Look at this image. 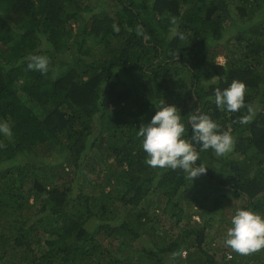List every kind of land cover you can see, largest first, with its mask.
Returning <instances> with one entry per match:
<instances>
[{
  "label": "trees",
  "instance_id": "obj_1",
  "mask_svg": "<svg viewBox=\"0 0 264 264\" xmlns=\"http://www.w3.org/2000/svg\"><path fill=\"white\" fill-rule=\"evenodd\" d=\"M32 54L46 74L28 70ZM233 80L245 106L229 112L214 90ZM162 99L187 138L195 109L233 137L223 155L199 152L195 182L145 162L139 127ZM3 121L0 264H252L224 236L211 253L223 213L200 224L181 202L196 187L264 216V0H0ZM153 198L171 208L165 225L141 206Z\"/></svg>",
  "mask_w": 264,
  "mask_h": 264
},
{
  "label": "clouds",
  "instance_id": "obj_2",
  "mask_svg": "<svg viewBox=\"0 0 264 264\" xmlns=\"http://www.w3.org/2000/svg\"><path fill=\"white\" fill-rule=\"evenodd\" d=\"M174 36L184 39L182 33L173 31ZM28 70L40 72L42 75L49 70L50 60L45 55L32 54L26 58ZM246 85L239 80L221 90L216 88L215 104L229 112H236L245 106ZM149 123L139 127L142 137V149L147 154L146 164L156 168L180 169L194 181L205 174L207 169L196 161L201 150L212 149L217 155H223L233 146V137L227 131H220L219 125L206 113L195 109L186 115V123L190 125L191 137L187 138L186 124L180 110L169 105L162 99ZM248 116L241 119L246 123L253 112L248 106ZM0 134L11 137L12 129L6 121L0 122ZM230 221V227L224 244L242 255L250 254L264 248V216L252 209L236 207ZM232 211V212H233ZM183 253H173V256Z\"/></svg>",
  "mask_w": 264,
  "mask_h": 264
},
{
  "label": "rangeland",
  "instance_id": "obj_3",
  "mask_svg": "<svg viewBox=\"0 0 264 264\" xmlns=\"http://www.w3.org/2000/svg\"><path fill=\"white\" fill-rule=\"evenodd\" d=\"M218 63H224V58L219 57L217 58ZM232 151V149H231ZM197 179H201V177H197L194 179V182L197 181ZM192 181V180H191ZM191 187V186H190ZM198 187V186H197ZM194 187L192 189V192L188 195L186 199L181 202V205H185L187 201H191L189 204H191V207L189 209H185V215H192V220L197 221V223H202V218L200 216V213H205L204 215L209 214L210 216H215L218 219V223L220 221L219 215L223 213V218L227 217L228 220H231L232 216L234 215L233 211L236 207H239V203H236V205L231 206L227 201L229 198H217L213 194L206 193L202 191L201 188L197 189ZM109 189H107L108 191ZM158 202L156 201L155 198L153 199H147L146 202H143L141 206H146L144 208V212L148 213V218L151 219V221H163V223H160L161 225L167 224L168 221L171 220V208L165 206L164 200H161V203L158 205ZM234 203V202H233ZM186 207V206H185ZM164 209V210H163ZM233 211V212H232ZM143 213V212H140ZM141 216L145 218L143 214ZM208 216V219L211 220V217ZM217 225V224H216ZM227 227H220L219 232H218V237L216 238V245L213 247V250L211 253L216 254L217 259L220 258L221 254L217 253V249L219 247L220 250L225 249V246L223 247V243L221 242L222 238L226 236L227 233ZM178 232V231H177ZM224 236V237H223ZM154 240V239H153ZM155 242V240H154ZM216 249V250H214ZM235 252L234 250H232ZM232 251H228L229 255L232 256ZM244 261L250 260L253 262H249L252 264H262L264 263V248H262L259 251L246 254L244 255Z\"/></svg>",
  "mask_w": 264,
  "mask_h": 264
}]
</instances>
